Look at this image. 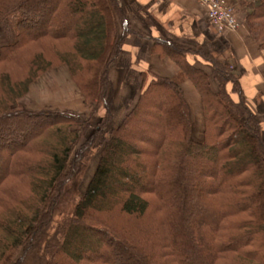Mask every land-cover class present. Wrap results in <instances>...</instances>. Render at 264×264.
Masks as SVG:
<instances>
[{
	"label": "trees",
	"instance_id": "obj_1",
	"mask_svg": "<svg viewBox=\"0 0 264 264\" xmlns=\"http://www.w3.org/2000/svg\"><path fill=\"white\" fill-rule=\"evenodd\" d=\"M123 17L118 0H0V25L14 18L15 31V42L0 48V264H264L261 124L229 62L200 50L212 76L166 42L155 41L151 52L170 59L198 93L202 142L191 138L180 85L151 71L132 110L98 146L72 213L58 209L114 120L111 76L131 34ZM245 25L264 49V0L248 9ZM57 65L91 114L105 109L97 131L18 106Z\"/></svg>",
	"mask_w": 264,
	"mask_h": 264
},
{
	"label": "crops",
	"instance_id": "obj_2",
	"mask_svg": "<svg viewBox=\"0 0 264 264\" xmlns=\"http://www.w3.org/2000/svg\"><path fill=\"white\" fill-rule=\"evenodd\" d=\"M118 2L125 25L129 26L131 34L126 35L122 46V60L125 65L119 64L114 72L116 70L127 72L130 69L145 74L151 70L164 78L180 79L185 100L201 107L198 93L189 81L180 77L182 73L179 68L170 59L152 54L155 41L166 42L185 51L187 62L197 68L205 70L208 68V64L196 54L198 50L229 62L231 69L239 76L243 100L252 109L262 106L264 50L253 45L255 41H252V37H240L238 33L230 31L216 33L204 9L195 0H118ZM122 27L117 19L118 37L121 35ZM144 77L145 80L141 83L143 87L152 79V76ZM113 82L111 79V85ZM110 96L109 93L108 102ZM231 98L235 102L239 100L236 94H231Z\"/></svg>",
	"mask_w": 264,
	"mask_h": 264
},
{
	"label": "rangeland",
	"instance_id": "obj_3",
	"mask_svg": "<svg viewBox=\"0 0 264 264\" xmlns=\"http://www.w3.org/2000/svg\"><path fill=\"white\" fill-rule=\"evenodd\" d=\"M227 1L231 4L235 11V16L239 24V30L237 32L238 35L240 37L246 36V38L252 37V41H255L253 42V45L256 47L259 46L260 49L264 50L261 46L262 42L256 40L251 34H249L245 25L247 11L249 8H253V4H255L257 0H246L244 5H242L241 2L237 0ZM13 20L14 18H11L9 21L0 25V48L3 46L11 45L15 42V31L12 22ZM122 59L121 61H119L117 66L119 64L125 65V62ZM117 66L113 68L111 76V79L114 82L112 83V85L110 83L111 96L109 104L114 115V120L112 124L106 126L100 133L99 138L95 144V148L91 151L90 155L85 156V158L79 165L77 172L69 182V185L67 186L60 202L57 204L58 209L62 211L63 214L70 215L75 204L78 202L80 197L84 195L87 185L98 165L100 153L98 152V146L101 145L103 139L106 137L112 127L116 128L121 124L124 117L130 112V110H132L135 103L137 102V99L142 92V88L144 89L148 85L147 84L144 87L143 85H141L143 81L141 78V73H139V71L128 69L127 72L124 70H116L114 72V69ZM199 69L204 70L209 76H212L208 68H206V70L203 68ZM145 75L146 77H151V70L145 72ZM181 75L182 76L180 77L183 78L184 75ZM170 80L176 82L181 87L180 79ZM154 99L155 101H160L161 97H153L152 101ZM186 103L189 109L191 138L195 142H202L204 130L202 109L199 106H195L194 102L188 103L186 101ZM17 104L21 109L28 112L60 113L84 121L90 125L89 133L97 131L99 120L105 114L104 108H101L95 114H91V107L83 101V98L79 94L77 87L69 77V73L65 65H57L55 67H52L50 70L46 71L40 77L35 79L30 84L27 94L19 99L17 101ZM252 111L256 114L258 120L260 121L264 137V103L262 104V106L252 109ZM147 132L148 133H145V136L147 138H151L154 140L156 139L157 136L155 135L157 134H155L154 131ZM86 137L87 135L82 140H84Z\"/></svg>",
	"mask_w": 264,
	"mask_h": 264
},
{
	"label": "built area",
	"instance_id": "obj_4",
	"mask_svg": "<svg viewBox=\"0 0 264 264\" xmlns=\"http://www.w3.org/2000/svg\"><path fill=\"white\" fill-rule=\"evenodd\" d=\"M206 12V17L216 33L238 32L234 8L227 0H195Z\"/></svg>",
	"mask_w": 264,
	"mask_h": 264
}]
</instances>
